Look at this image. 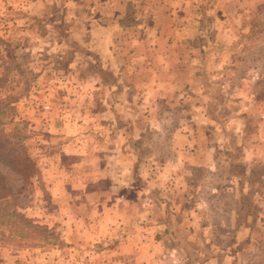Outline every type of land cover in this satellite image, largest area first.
Returning a JSON list of instances; mask_svg holds the SVG:
<instances>
[{
	"label": "rangeland",
	"instance_id": "rangeland-1",
	"mask_svg": "<svg viewBox=\"0 0 264 264\" xmlns=\"http://www.w3.org/2000/svg\"><path fill=\"white\" fill-rule=\"evenodd\" d=\"M0 130L36 168L0 164V264H138L124 252L155 243L124 235L190 217L171 200L205 216V137H264V0H0ZM123 130L134 166L115 185L97 148ZM176 153L203 162L191 195L154 187ZM258 236L230 262L264 264ZM179 243L158 264H189Z\"/></svg>",
	"mask_w": 264,
	"mask_h": 264
},
{
	"label": "crops",
	"instance_id": "crops-1",
	"mask_svg": "<svg viewBox=\"0 0 264 264\" xmlns=\"http://www.w3.org/2000/svg\"><path fill=\"white\" fill-rule=\"evenodd\" d=\"M114 62L115 60H111L109 65H114ZM112 73L115 71L112 70ZM206 106L205 103V113ZM209 122V118L205 116L207 126ZM109 125L106 129L112 127ZM122 128H125L124 125ZM108 131L110 132V129ZM124 134L125 131H121L122 140ZM112 138H115V135H109L106 141L107 150L97 148L99 153L96 156L104 165L102 172L112 176L116 182L112 184L117 185L116 168L123 174L129 175L130 167L134 166V163L124 149L125 141L121 140V147L117 151L118 147L114 143L111 144ZM171 156V161L160 164L159 168L162 171L161 173L159 171V174L162 177H158L160 183L155 184L154 187L162 189L164 185L163 187H166V190L175 197L191 195L195 185L192 170L203 162L200 159L196 160L188 153H176ZM84 159L81 157V160ZM226 160L231 162L228 163ZM94 166L92 160L89 169L91 170ZM112 170L114 174L111 173ZM166 174L168 175L166 179L171 185L163 182ZM180 179L184 182L180 183ZM156 200L161 205L165 201L160 198ZM170 202L175 210H189L190 217L184 215L183 211L176 212L175 215L170 213L168 218L161 217L150 223L143 222L157 230L151 234L128 232L123 239L129 242L138 240L141 243L142 240L145 241L144 238L153 240L155 244L150 247L153 251L151 253L148 250L142 251L140 255L138 251L133 253L125 251L124 257L138 264H158L168 247L165 241L171 243L175 241L180 242L173 253V258L176 260L179 257L180 261H188L189 264H232L230 259L240 256L241 251L236 247L241 241L248 236L252 237L255 231L259 232L258 239L264 237L262 228L264 224V137L261 135L240 136L233 139L221 136L205 137V201L203 200L205 216H199V212H195L197 205L200 207L198 202L189 201L187 205L176 200ZM166 204L170 206L168 202ZM187 233L193 243L190 247L182 243L183 234Z\"/></svg>",
	"mask_w": 264,
	"mask_h": 264
},
{
	"label": "trees",
	"instance_id": "trees-1",
	"mask_svg": "<svg viewBox=\"0 0 264 264\" xmlns=\"http://www.w3.org/2000/svg\"><path fill=\"white\" fill-rule=\"evenodd\" d=\"M20 149L17 142L5 139L3 131L0 130V164L7 166L26 180L34 175L36 168L30 158Z\"/></svg>",
	"mask_w": 264,
	"mask_h": 264
}]
</instances>
